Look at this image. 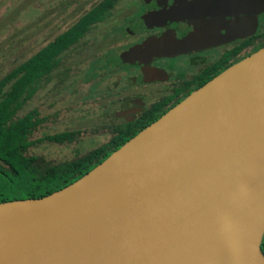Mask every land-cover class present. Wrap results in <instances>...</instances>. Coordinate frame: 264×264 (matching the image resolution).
<instances>
[{
  "label": "water",
  "instance_id": "water-1",
  "mask_svg": "<svg viewBox=\"0 0 264 264\" xmlns=\"http://www.w3.org/2000/svg\"><path fill=\"white\" fill-rule=\"evenodd\" d=\"M264 46L70 183L0 201V264H264Z\"/></svg>",
  "mask_w": 264,
  "mask_h": 264
},
{
  "label": "flooded vegetation",
  "instance_id": "flooded-vegetation-1",
  "mask_svg": "<svg viewBox=\"0 0 264 264\" xmlns=\"http://www.w3.org/2000/svg\"><path fill=\"white\" fill-rule=\"evenodd\" d=\"M109 17L92 85L107 97L96 114L109 148L264 46V0H124Z\"/></svg>",
  "mask_w": 264,
  "mask_h": 264
},
{
  "label": "rangeland",
  "instance_id": "rangeland-1",
  "mask_svg": "<svg viewBox=\"0 0 264 264\" xmlns=\"http://www.w3.org/2000/svg\"><path fill=\"white\" fill-rule=\"evenodd\" d=\"M99 1L0 0V83H4L3 89L8 88L10 81L5 83L3 79L9 72H16L10 79L11 83L15 81L19 102L13 117L24 118L29 113L35 123L26 136L31 141L25 150L27 155L63 162L109 140L99 133L96 114L97 106L107 97L102 92L97 94L92 85L102 78L96 72L104 45L100 46L99 36L112 21L109 13L121 7L124 0L107 5L103 21L95 27L86 28L81 34L71 31ZM57 39L64 42L58 48ZM44 47L55 51L48 69L34 82L30 79L16 83L24 73L22 63ZM113 81V76L104 77L99 88L109 89ZM60 131H72L71 138H46Z\"/></svg>",
  "mask_w": 264,
  "mask_h": 264
},
{
  "label": "trees",
  "instance_id": "trees-1",
  "mask_svg": "<svg viewBox=\"0 0 264 264\" xmlns=\"http://www.w3.org/2000/svg\"><path fill=\"white\" fill-rule=\"evenodd\" d=\"M112 1L114 0H100L71 31L74 33L79 31L81 34L92 21L103 19L106 6ZM92 13L99 16L96 17L97 14ZM63 43L61 39L55 41L57 48ZM54 52V48L44 47L26 59L21 65L24 73L17 77L19 80L16 79V83L30 79L34 82L35 77L48 69ZM15 74L16 72H9L3 79L5 83L10 81L8 88L3 89L4 83H0V201L39 197L56 190L81 176L125 141L120 140L112 148H109L107 143L102 144L70 160L57 163L41 156L27 155L25 150L31 141L26 136L35 123L30 119L29 113L24 118L13 117L16 107H19L15 81L11 83L10 80ZM71 133L72 131H60L46 135V138L61 141L71 138ZM260 248L264 253V232Z\"/></svg>",
  "mask_w": 264,
  "mask_h": 264
}]
</instances>
